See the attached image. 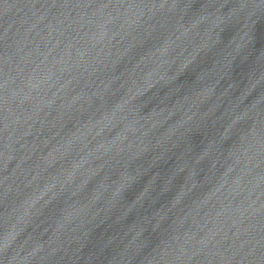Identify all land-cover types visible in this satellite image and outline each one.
I'll use <instances>...</instances> for the list:
<instances>
[{
  "label": "water",
  "instance_id": "water-1",
  "mask_svg": "<svg viewBox=\"0 0 264 264\" xmlns=\"http://www.w3.org/2000/svg\"><path fill=\"white\" fill-rule=\"evenodd\" d=\"M0 264H264V0H0Z\"/></svg>",
  "mask_w": 264,
  "mask_h": 264
}]
</instances>
